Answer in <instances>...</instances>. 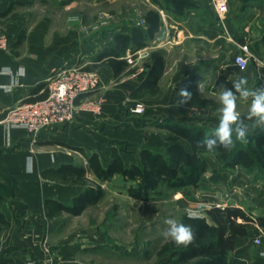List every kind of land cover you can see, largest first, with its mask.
I'll list each match as a JSON object with an SVG mask.
<instances>
[{
    "label": "crops",
    "instance_id": "1",
    "mask_svg": "<svg viewBox=\"0 0 264 264\" xmlns=\"http://www.w3.org/2000/svg\"><path fill=\"white\" fill-rule=\"evenodd\" d=\"M48 1L0 0V29L9 42L7 49H0V86L8 85L12 88L11 92L6 93L3 87H0V180L7 186L6 199L1 209L9 221V226L3 230L0 238V264H81L79 256L84 246L83 240L79 238L84 229L80 227L75 229L73 234L64 235V232L70 229L63 215L75 214L63 211L51 217L50 208L45 204L46 199H54L72 206L74 198L84 190L78 182L66 181L53 172L66 164L88 167L86 155L76 149L77 147H82L88 154L97 152L106 166L112 147L124 146L126 150L122 151V156L125 164L130 165L138 161L140 146L164 149L168 145L166 137L169 131L156 126L157 122L172 120L202 124L191 120L190 114L195 107H181L178 104L180 89H188L193 75L200 76L198 90L202 98L211 101L206 108L217 109L216 113H219L221 105L214 97L219 96L220 84L238 79L240 72L244 71L233 63V55L238 51L239 44L248 43L259 60L253 69L250 62L243 72L248 80V85L243 87H248L251 82L256 84L255 89L258 88V80L264 70L263 35L256 37L253 43L245 36L248 28L241 31L233 24L230 25V20L234 21L238 16L228 18L226 11L228 6L232 7V3L228 5L227 0L222 11L217 10L216 0H213L215 12L219 17L216 25L203 24L199 22L198 17L193 26H188L185 20H171L168 16L165 19L163 16L161 31L149 42L150 45L139 50L135 59L128 51L126 58L135 71L120 79L114 78V69L108 62H100L96 58L106 46L113 44L115 32L126 31L120 29L95 35L88 41L91 54H85V58L79 51L80 43L74 47L73 33L70 40L59 31L52 30V19L48 12L40 15L38 19H33L36 9L47 7ZM9 8L11 10L8 15L3 16L1 13ZM169 25L175 29L174 32L168 30ZM23 30L25 38L18 43ZM224 31H229V34L226 35ZM235 32L238 34L234 35ZM193 44L200 46L204 53L201 58L203 60L196 63L193 60L173 57L176 49H185ZM226 48H232L228 58L224 53ZM152 50L162 51L165 59V70L158 80L160 91L132 97L131 93L145 80L151 69ZM71 65L89 67L91 72H96L101 77V86L97 90L79 97L71 121L42 131L39 139L35 140L24 126L7 120L9 109L29 98L31 89L41 83L45 84L56 69ZM21 66L26 69V75L22 77L17 75ZM6 67L11 70L6 71ZM17 81L19 85L15 86ZM41 92L42 90L39 93ZM216 99L218 101V98ZM136 102L146 105L144 114L130 112V107ZM5 112L7 114L3 115ZM219 116L220 114L215 118L206 119L211 122V119L219 120ZM246 124L251 127L252 122ZM207 126L217 127L209 123ZM209 155L215 157L216 164L210 162L203 154L210 168L204 174L200 187H186L182 192L197 193L200 188L199 200L207 204L206 209L216 206L217 202L226 201L223 205L242 207L254 217L264 216V183L255 181L241 167L224 168L216 153ZM215 169L218 174L212 179L210 172ZM86 177L88 184L98 182L102 185L105 190L103 197L107 195L108 183L116 177L123 180L126 189L129 185L120 174L100 181L88 170ZM226 189L231 192L229 198H223L222 193ZM97 203L87 205L75 216L83 214ZM256 236L262 237V244L254 242ZM48 240L58 254L49 252L45 247ZM228 257L234 264H264V233L256 234L254 228L249 227L247 235L238 236L235 249Z\"/></svg>",
    "mask_w": 264,
    "mask_h": 264
},
{
    "label": "trees",
    "instance_id": "2",
    "mask_svg": "<svg viewBox=\"0 0 264 264\" xmlns=\"http://www.w3.org/2000/svg\"><path fill=\"white\" fill-rule=\"evenodd\" d=\"M73 0H63L68 4ZM160 8L165 10L168 17L173 16L177 21L198 13L199 22L207 25H216L219 17L215 12L211 0H156ZM247 3V2H246ZM11 8L1 13L8 15ZM172 14V15H171ZM144 23L132 24L126 32L118 31L113 36V44L106 46L98 55L97 61H106L114 69V78L120 79L135 71L130 67L126 55L128 51L132 58L137 57L139 50L147 47L161 31L163 26L162 15L159 9H148L143 18ZM185 20V19H183ZM196 23L193 20L189 26ZM25 38V30L20 33L18 43ZM264 41V36H263ZM151 69L145 80L132 93V97H141L143 93H156L159 90L158 80L165 70V59L162 51L152 50ZM86 70H92L89 67ZM199 75H193L188 83L192 93L191 107H207L211 102L202 98L198 85ZM42 90L41 93H39ZM30 97L26 101H36L48 95V88L41 83L30 90ZM5 112L3 115H6ZM156 126L168 129V145L164 149L152 146H140L138 161L125 164L122 151L126 147L114 145L108 164L101 162L97 152L88 154L82 147H77L88 159V167L63 165L53 170L54 175L66 181L78 182L84 190L74 198L73 205H67L54 199H46L45 204L50 208L51 217L63 211L80 214L89 204L99 202L105 190L98 182L88 184L87 171H92L100 181L111 179L115 174L123 176L129 183L126 191L129 196L149 202L163 197L165 188L171 192L180 191L186 187H198L209 170V163L203 157L205 153H216L224 168H243L255 181L264 183V127H256L248 133L247 143L236 141L235 146L226 151L222 146L208 152L203 147H197V141L209 135L216 127L195 124L186 121L157 122ZM235 139V134L233 135ZM47 176L45 172H42ZM7 186L0 180V238L4 229L9 226L4 212L1 209L6 199ZM203 217L193 218L192 227L196 239L188 245H176L171 240L166 241L159 250V255H167L165 264H234L229 260V253L235 249L238 236L248 234L249 227H253L256 234L264 233V216H255L242 207L236 205L212 206L205 210Z\"/></svg>",
    "mask_w": 264,
    "mask_h": 264
},
{
    "label": "rangeland",
    "instance_id": "3",
    "mask_svg": "<svg viewBox=\"0 0 264 264\" xmlns=\"http://www.w3.org/2000/svg\"><path fill=\"white\" fill-rule=\"evenodd\" d=\"M201 1L204 2V0ZM227 1L228 5L232 3V7L228 6V11H226L228 18L238 16L234 18V21L230 20V25L233 24L235 28L241 29V31L248 28L249 31L246 32L245 36L253 43L256 37L264 36V0ZM211 2L213 3V0ZM150 8L159 9L162 17L164 16L163 18L167 19V13L160 8L156 0H73L68 4H62L60 0H49L47 7L42 6L36 9L33 19H38L40 15L48 12L52 19V30L59 31L70 40L73 33L75 37L74 47L80 43L79 51L86 58L87 55L91 54L88 44L91 38H94L97 34L103 35L104 32L108 31H118L120 29L127 31L130 30L132 24L144 23V14ZM197 16L198 13H193L180 21L185 19L188 25L193 20H197ZM171 18V20H176L173 16ZM168 30L174 32L175 29H172L169 25ZM229 30L231 31V29ZM228 32L224 31L226 35L229 34ZM235 34L238 33L235 32ZM231 49L226 48L224 50L226 58L230 57ZM173 57H181L198 63L203 60L201 58L204 57V53L199 45L193 44L188 45L185 49H176ZM209 57H211V54ZM257 61L259 63L258 59H251L250 67L252 69L254 65H257ZM59 69H56L50 76ZM244 71L240 72L238 79L247 77L243 74ZM263 73L258 80L260 82L259 87L264 85ZM235 80L237 79H231L225 84L231 88L232 82ZM50 82L46 80L45 83L48 89ZM255 85V83L250 82L248 88L255 89ZM218 97H214V100L220 104L219 99L218 101L216 99ZM24 102L29 101L23 100L20 103ZM18 104H15L9 110ZM250 104L251 99L247 101L237 100V111L245 123L249 122L247 115ZM131 108L129 109L130 112L136 114ZM216 111L217 109L214 108H196L190 114L192 116L191 120L217 126L218 119H211V122L206 119L207 117H217L220 113H216ZM251 122L253 125L254 121ZM252 125L249 127V132L256 127H261H252ZM209 154L212 153H205L204 155L208 157L210 162L215 163V157ZM211 172L210 176L213 179L218 174V170L215 169ZM124 185L123 180L116 177L108 183L107 195L100 202L79 216L63 215L64 221L70 229L68 232H64V235H67V233L71 235L75 229L80 227L84 229L79 238L83 240L82 244L84 246L79 256L81 264H165L168 254L160 256L158 253L161 246L169 241L161 235L166 228L164 221L169 218L176 219L178 222L193 227V218L206 215L205 209L208 206L199 200L201 199L200 188L197 189V193L191 194H186L182 190L171 192L163 188L162 192L165 194L163 197L145 202L129 196ZM230 194L229 189L224 190L222 193L223 198H229ZM220 202L223 204L226 201ZM45 247L49 252L54 251V254H58L55 251L56 249H52L49 240L45 242Z\"/></svg>",
    "mask_w": 264,
    "mask_h": 264
},
{
    "label": "built area",
    "instance_id": "4",
    "mask_svg": "<svg viewBox=\"0 0 264 264\" xmlns=\"http://www.w3.org/2000/svg\"><path fill=\"white\" fill-rule=\"evenodd\" d=\"M218 11L225 8V0H216ZM9 42L0 29V49H7ZM129 61L132 59L129 56ZM251 59L257 57L248 43L239 44L238 51L233 55V63L241 70H246ZM51 81L47 97L36 101L16 105L7 114V120L16 125L24 126L38 140L42 131L67 123L74 118L77 101L84 93L97 90L101 86V77L96 72L86 70L83 66L64 67L50 76ZM131 110L136 114H144L147 110L143 102H136ZM216 206H224L217 202ZM256 244H262L261 236L254 238Z\"/></svg>",
    "mask_w": 264,
    "mask_h": 264
},
{
    "label": "clouds",
    "instance_id": "5",
    "mask_svg": "<svg viewBox=\"0 0 264 264\" xmlns=\"http://www.w3.org/2000/svg\"><path fill=\"white\" fill-rule=\"evenodd\" d=\"M11 69L6 67V71ZM18 76H25L26 69L21 66L17 70ZM19 85V81L15 86ZM248 85L246 77H241L232 82V87H227L226 84L219 86V122L217 127L209 134L205 135L201 140L197 141V147H203L206 151L211 152L220 146L224 150L230 151L236 141L247 143V136L249 133V125L241 119L237 111V100H249L251 104L249 107L247 120L254 121L252 127H264V85L250 89L243 87ZM6 93L11 92L12 88L8 85H2ZM192 100V93L186 88H181L179 92L178 104L183 107L188 105ZM235 134V139L233 135ZM166 228L161 235L165 240H171L176 245L188 246L192 244L195 239V233L190 225L178 222L176 219H166L164 221Z\"/></svg>",
    "mask_w": 264,
    "mask_h": 264
}]
</instances>
